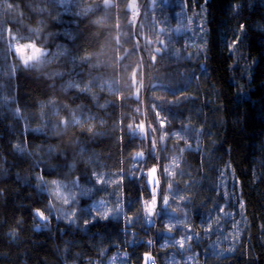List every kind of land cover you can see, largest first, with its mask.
Returning <instances> with one entry per match:
<instances>
[{
    "label": "trees",
    "instance_id": "obj_1",
    "mask_svg": "<svg viewBox=\"0 0 264 264\" xmlns=\"http://www.w3.org/2000/svg\"><path fill=\"white\" fill-rule=\"evenodd\" d=\"M132 1L0 0V264H264V0Z\"/></svg>",
    "mask_w": 264,
    "mask_h": 264
},
{
    "label": "rangeland",
    "instance_id": "obj_2",
    "mask_svg": "<svg viewBox=\"0 0 264 264\" xmlns=\"http://www.w3.org/2000/svg\"><path fill=\"white\" fill-rule=\"evenodd\" d=\"M130 6H131V9H132L133 14H134V20L137 17V20L132 22L133 25H135L136 22L138 21L139 17L141 16V8H140V6L137 5L136 2H134V0L131 2ZM13 46H14L13 47L14 53L22 61V63L26 66L30 65L32 62L43 57L47 53L46 50L38 48L37 46H35L34 44H31V43L19 44V45H13ZM139 129L143 133V127L141 126V127H139ZM155 173L156 172L154 170L147 172L148 183H149V186H150L154 196L157 194V190H158L157 189V179H156ZM60 197H63L68 201V196L60 194ZM155 204H156V199H154L150 204L146 203L145 207L147 210L146 213H147L148 217H152V214H153L154 208H155ZM93 209L96 212H98L99 214L104 215V213H105V209L101 203L94 205ZM146 262L147 263L149 262L148 258H146Z\"/></svg>",
    "mask_w": 264,
    "mask_h": 264
},
{
    "label": "snow or ice",
    "instance_id": "obj_3",
    "mask_svg": "<svg viewBox=\"0 0 264 264\" xmlns=\"http://www.w3.org/2000/svg\"><path fill=\"white\" fill-rule=\"evenodd\" d=\"M38 212H39V210H37ZM39 214L42 216L43 215V213L42 212H39ZM147 253L145 254V262H144V264H146V258H147Z\"/></svg>",
    "mask_w": 264,
    "mask_h": 264
},
{
    "label": "clouds",
    "instance_id": "obj_4",
    "mask_svg": "<svg viewBox=\"0 0 264 264\" xmlns=\"http://www.w3.org/2000/svg\"><path fill=\"white\" fill-rule=\"evenodd\" d=\"M135 20H137V17H136V19H135ZM135 20H134V18H133V19H132V22H133V21H135Z\"/></svg>",
    "mask_w": 264,
    "mask_h": 264
},
{
    "label": "water",
    "instance_id": "obj_5",
    "mask_svg": "<svg viewBox=\"0 0 264 264\" xmlns=\"http://www.w3.org/2000/svg\"><path fill=\"white\" fill-rule=\"evenodd\" d=\"M158 205H159V197H158Z\"/></svg>",
    "mask_w": 264,
    "mask_h": 264
}]
</instances>
